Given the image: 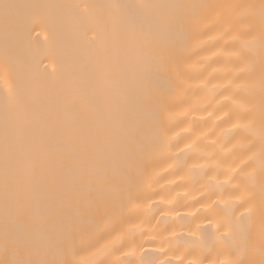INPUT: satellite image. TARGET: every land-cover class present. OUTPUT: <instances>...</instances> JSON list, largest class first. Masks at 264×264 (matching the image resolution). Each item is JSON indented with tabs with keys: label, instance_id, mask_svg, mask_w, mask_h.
Listing matches in <instances>:
<instances>
[{
	"label": "bare ground",
	"instance_id": "bare-ground-1",
	"mask_svg": "<svg viewBox=\"0 0 264 264\" xmlns=\"http://www.w3.org/2000/svg\"><path fill=\"white\" fill-rule=\"evenodd\" d=\"M0 264H264V0H0Z\"/></svg>",
	"mask_w": 264,
	"mask_h": 264
}]
</instances>
